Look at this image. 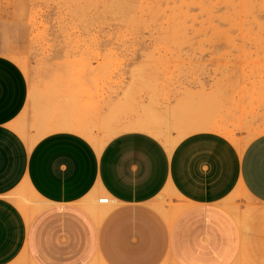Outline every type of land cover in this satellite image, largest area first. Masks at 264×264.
I'll return each mask as SVG.
<instances>
[{"label": "crops", "instance_id": "0c3cea01", "mask_svg": "<svg viewBox=\"0 0 264 264\" xmlns=\"http://www.w3.org/2000/svg\"><path fill=\"white\" fill-rule=\"evenodd\" d=\"M61 76L40 97L0 54V264H235L251 249L228 200L264 207V134L241 148L217 131L221 75L168 102L129 72L104 99L92 74Z\"/></svg>", "mask_w": 264, "mask_h": 264}, {"label": "rangeland", "instance_id": "374dc122", "mask_svg": "<svg viewBox=\"0 0 264 264\" xmlns=\"http://www.w3.org/2000/svg\"><path fill=\"white\" fill-rule=\"evenodd\" d=\"M0 54L40 97L61 75L92 74L104 99L129 72L154 80L168 102L171 90L221 75L230 94L217 131L241 148L264 134V0H0ZM161 120L158 138L171 148L180 137H168ZM109 137L88 136L100 146ZM229 203L251 240L235 264H264V207L243 192Z\"/></svg>", "mask_w": 264, "mask_h": 264}, {"label": "built area", "instance_id": "2783aa9c", "mask_svg": "<svg viewBox=\"0 0 264 264\" xmlns=\"http://www.w3.org/2000/svg\"><path fill=\"white\" fill-rule=\"evenodd\" d=\"M108 198H101L100 200H99V203L100 204H107L108 203Z\"/></svg>", "mask_w": 264, "mask_h": 264}, {"label": "bare ground", "instance_id": "6f19581e", "mask_svg": "<svg viewBox=\"0 0 264 264\" xmlns=\"http://www.w3.org/2000/svg\"><path fill=\"white\" fill-rule=\"evenodd\" d=\"M97 146H100V145H97Z\"/></svg>", "mask_w": 264, "mask_h": 264}]
</instances>
